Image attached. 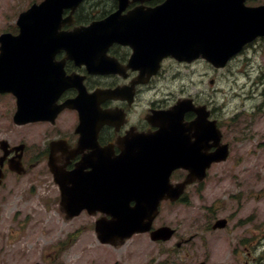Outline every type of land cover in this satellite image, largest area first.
<instances>
[{
    "label": "rangeland",
    "instance_id": "obj_1",
    "mask_svg": "<svg viewBox=\"0 0 264 264\" xmlns=\"http://www.w3.org/2000/svg\"><path fill=\"white\" fill-rule=\"evenodd\" d=\"M40 1L0 0V35L14 33L18 15ZM165 69L161 83L163 97L172 102L179 96L199 95L212 101L217 118L228 126L227 137L234 146L222 175L214 174L211 191L201 199L196 198L190 207H182L187 214H179L180 234L185 238L196 235L197 240L181 253L194 254L197 263L208 257L212 264H232V259L240 255L250 264H263L264 53L259 46L251 48L220 71L210 69L203 62L188 67L168 62ZM246 183L255 194L260 191V199H253L252 193L240 198L233 196ZM48 189V184L38 183L31 196L18 197L3 208L0 264H163L165 261L164 255L159 254L160 247L150 240L136 238L115 249L101 246L92 229L85 230L77 239L66 237L74 225L65 224L58 206L44 203L45 195L52 198ZM216 212L233 219L231 228L204 234L205 216L211 217ZM189 214L193 221H189ZM80 221L88 223L85 218ZM204 235L208 247L204 246ZM226 244L233 251L229 257Z\"/></svg>",
    "mask_w": 264,
    "mask_h": 264
},
{
    "label": "water",
    "instance_id": "obj_2",
    "mask_svg": "<svg viewBox=\"0 0 264 264\" xmlns=\"http://www.w3.org/2000/svg\"><path fill=\"white\" fill-rule=\"evenodd\" d=\"M196 1L202 4L195 5ZM243 1L168 0L164 7L148 11L137 10L123 16L122 12L126 9L128 0H120V11L107 20L93 23L87 28H76L72 32L60 33V28L66 22L62 21L64 10L71 8L73 14L82 0H45L20 15L18 21L20 35L15 37L3 35L0 42L82 43L84 56H91L97 48L107 49L110 43H132L138 52L135 58L137 63H140L141 55L148 61L147 64L153 67L158 66L159 62L168 56L179 61H193L202 57L216 67H224L248 42L258 36H264V8H243ZM188 110L183 109L181 118ZM37 114L47 113L37 111ZM197 159L192 152L184 150L177 152L174 157L165 156L163 159L165 170L162 171L159 181L162 184L160 189L153 190L152 185L142 186L144 189L140 191L139 206L135 209L116 203L112 207H104L114 216V221L108 229L124 238L121 243L134 232L145 230L142 227L144 219L157 206L154 204L153 194H158L157 200H160L163 194L170 191L168 184L171 171L179 167L194 169V162ZM206 168H202V172ZM197 175L201 174L192 171L188 183L193 182ZM63 191L64 201L70 204H66L64 209L73 211L71 217L78 215L83 207L72 205L81 200L77 194L72 196L77 190L63 188ZM101 232L104 234L101 238L103 243H113L108 234L103 230ZM170 236L171 233L165 230L157 232L154 239L167 240Z\"/></svg>",
    "mask_w": 264,
    "mask_h": 264
},
{
    "label": "flooded vegetation",
    "instance_id": "obj_3",
    "mask_svg": "<svg viewBox=\"0 0 264 264\" xmlns=\"http://www.w3.org/2000/svg\"><path fill=\"white\" fill-rule=\"evenodd\" d=\"M164 2L165 0H154L147 6L161 5ZM262 4L264 3L258 5ZM133 7L135 5L131 6ZM1 45L2 43L0 49ZM132 55L133 50L130 47L114 44L107 53L108 61L113 64L112 72L108 73L91 74L86 66L77 67L71 61H66L64 65L66 76L72 77L70 82L72 86L62 92L57 104L62 105L77 100L80 90H83L85 97L91 96L92 101H97L99 114L111 115L106 122L92 120L82 127L79 113L67 108L54 121L12 125L7 120L6 114L7 116L10 114L13 118L19 107L18 98L11 93H0V157L5 156L3 168L5 185L9 182L12 185L11 189H20L22 182H28L32 187L37 181V173L46 175L47 179L52 177L54 180L49 168L51 159L56 161L61 172L68 173L79 168L89 175V180H95L100 186L107 183L111 185L112 180L113 183L116 181L115 177L107 175L93 177L91 173L96 171L100 174L101 170L110 173L111 166L120 158H142L146 148L145 138L160 131L156 122L149 119L152 112L165 110L170 105L163 104L159 100V81L164 68L157 76L151 78L148 84H142L144 78L141 76V71L127 68ZM65 58L66 52L62 51L54 56L53 63L56 64V68H61ZM50 83L60 84L52 80ZM103 91H112V96L108 98ZM30 102L31 99L29 104ZM195 103L206 104L197 100ZM211 113L213 114V111ZM194 118V114H189L185 122L189 123ZM2 142L6 143L2 146ZM12 160L19 166L21 174L10 170ZM114 170L116 171L115 168ZM123 170L126 171L127 168ZM177 173H181V176L176 181H181L186 174L184 171ZM10 193L8 191L0 194V200H5ZM56 202H60L58 188ZM180 203L179 200L172 204L175 223L178 221ZM166 204L171 205L170 202ZM176 234L178 237L174 242L176 247L173 252L179 258L181 247L178 229Z\"/></svg>",
    "mask_w": 264,
    "mask_h": 264
},
{
    "label": "trees",
    "instance_id": "obj_4",
    "mask_svg": "<svg viewBox=\"0 0 264 264\" xmlns=\"http://www.w3.org/2000/svg\"><path fill=\"white\" fill-rule=\"evenodd\" d=\"M101 12H103V13H107L109 10H110V8H103V9H99Z\"/></svg>",
    "mask_w": 264,
    "mask_h": 264
}]
</instances>
